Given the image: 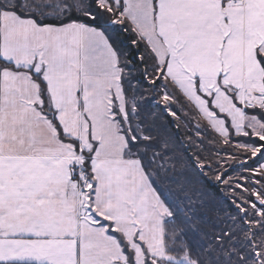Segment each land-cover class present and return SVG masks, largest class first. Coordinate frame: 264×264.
Returning <instances> with one entry per match:
<instances>
[{
    "label": "snow or ice",
    "instance_id": "6c2138e0",
    "mask_svg": "<svg viewBox=\"0 0 264 264\" xmlns=\"http://www.w3.org/2000/svg\"><path fill=\"white\" fill-rule=\"evenodd\" d=\"M0 264H264V0H0Z\"/></svg>",
    "mask_w": 264,
    "mask_h": 264
}]
</instances>
